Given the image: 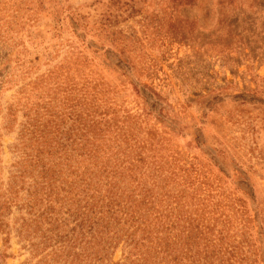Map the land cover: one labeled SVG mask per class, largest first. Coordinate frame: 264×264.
Returning <instances> with one entry per match:
<instances>
[{
    "label": "rangeland",
    "instance_id": "374dc122",
    "mask_svg": "<svg viewBox=\"0 0 264 264\" xmlns=\"http://www.w3.org/2000/svg\"><path fill=\"white\" fill-rule=\"evenodd\" d=\"M0 264H264V0H0Z\"/></svg>",
    "mask_w": 264,
    "mask_h": 264
},
{
    "label": "trees",
    "instance_id": "16d2710c",
    "mask_svg": "<svg viewBox=\"0 0 264 264\" xmlns=\"http://www.w3.org/2000/svg\"><path fill=\"white\" fill-rule=\"evenodd\" d=\"M192 238L193 237L191 235H189L188 238H187L188 241L186 240V242L183 243V246L186 247V251H185L186 252V255L189 254V253L191 254V252H192V249H191L192 248V246H191L192 244L190 242V241H192Z\"/></svg>",
    "mask_w": 264,
    "mask_h": 264
}]
</instances>
